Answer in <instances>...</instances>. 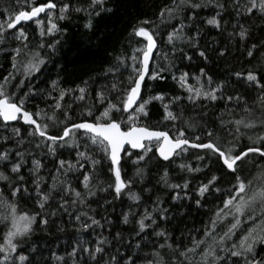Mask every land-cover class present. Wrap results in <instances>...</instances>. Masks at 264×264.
Returning a JSON list of instances; mask_svg holds the SVG:
<instances>
[{"label":"snow or ice","instance_id":"1","mask_svg":"<svg viewBox=\"0 0 264 264\" xmlns=\"http://www.w3.org/2000/svg\"><path fill=\"white\" fill-rule=\"evenodd\" d=\"M108 4L12 0L0 12V54L9 53L12 69L0 78V121L5 132L9 122L28 126L0 135V144L11 142L0 148V223L6 229L0 264H264V0H169L155 19L133 26L126 50L114 55L101 74L112 78L109 83L94 81L92 91L89 80L62 88L58 76L51 80V91L37 90L33 77L45 75L49 63L53 70L59 64L53 57L67 28L58 21L83 13V27L92 33L88 39L103 43L111 19L107 14L124 9ZM27 22L38 26L35 42L23 27ZM203 26L217 36L209 39ZM185 48L201 65L195 73L176 65L177 59L193 62ZM230 57H243L244 69L214 79L210 66ZM166 72L186 96L165 102L163 92L148 94L146 79L164 81ZM37 96L52 103L29 110L26 105ZM77 101L89 102L77 112L72 108ZM182 101L200 111L185 118ZM153 102H160L162 121L171 122V128L147 123ZM242 140L248 142L243 148ZM185 157H194L197 166L176 163ZM129 163L131 175L125 171ZM174 164L181 172L203 173V179L191 190L192 181L183 176L174 182ZM150 171L157 176L151 186L145 183ZM134 184L143 185L139 192ZM165 190L171 192V207L159 194ZM122 194L136 210L130 206L116 221L93 207L106 212L105 206ZM193 209L210 211L207 223L176 227ZM57 219L62 223L57 225ZM65 225L76 239L64 255L31 239L50 227L65 232ZM80 233L96 235L84 239Z\"/></svg>","mask_w":264,"mask_h":264},{"label":"trees","instance_id":"2","mask_svg":"<svg viewBox=\"0 0 264 264\" xmlns=\"http://www.w3.org/2000/svg\"><path fill=\"white\" fill-rule=\"evenodd\" d=\"M123 4L124 9L119 15L112 16L110 13L107 16L111 17L110 21L107 23V26L104 28V37L103 43L100 41H92L88 39L91 37L92 33L83 27V24L86 22V18L83 13H73L72 18L69 20L58 21L61 27L67 28L66 34L61 38V45L59 47L58 54L53 57V61H58V67L53 70V63H49L47 65L48 71L45 75L36 74V77H33L32 84L35 86L37 90H43L44 92L51 91L50 83L51 80L57 79L59 76L60 86L62 88H74L76 85L82 83L83 80H89L91 88L90 91L97 88V84L94 81H99L100 83L107 84L111 81V77L104 78L101 76L102 72L109 64L112 62V57L118 54L122 50H126V45L128 40L131 38L129 33L131 32L133 26L137 24L139 20L148 18L155 19L156 14L160 10V8L169 3V0H109L108 7H115L116 4ZM12 4V0H0V12H3L5 7H9ZM210 11V10H209ZM203 15H208V11H205ZM3 17L0 16V19ZM23 27L26 32L29 34L30 40L39 39L38 30L34 23L27 22L23 24ZM205 28L206 34H209V39L212 36H217V33L214 29H211L209 26H203ZM95 30V29H94ZM93 30V31H94ZM231 30V29H229ZM161 35H164L163 25L161 26ZM53 39L52 37H46L45 40ZM35 42V40H33ZM167 50V48H165ZM10 51V50H9ZM185 51L194 56L193 62H189L187 60L181 61L177 59L176 65L179 69L184 71H190L195 73L197 68L201 66L199 62L195 59L194 51L185 48ZM239 55V54H237ZM9 56L8 52L0 54V78L7 75L9 71H11V62L10 59L7 58ZM179 56V53L177 54ZM246 61L243 57L239 59L229 58L228 62H221L218 65L210 66L212 71L210 74L213 75V78L216 79L217 75H223L225 72L232 71H242L246 65ZM175 71V69H174ZM179 75V73H176ZM167 77L164 81H152L146 80L145 84L148 89V94L152 95L157 92H163L165 94V102H167L168 97L170 96H186L187 93L180 87V85L171 78L170 73H164ZM38 77V79H37ZM243 91L242 88L239 89ZM51 95H57L56 92L52 91ZM92 102H95V93L93 92ZM65 102L71 103L69 97H65ZM89 101H77L72 103V108L79 111V107L83 104L88 103ZM52 101L48 100L46 96H37L36 99L29 102L26 107L29 110H35L36 106L39 105L40 108H44L46 104H51ZM185 104V118L190 116H195L199 109H192L191 105ZM220 104L217 102L215 108H219ZM173 110H175V106H173ZM214 110L213 105H209L208 111ZM163 108L160 102H153L149 105V118L147 123L150 125H155L158 121H160L161 129H169L171 128V122H163ZM75 118V117H74ZM3 122L0 121V135H8L10 134L11 127H21L22 131L24 127H28L27 125H23L21 121L10 122L9 123V131L5 132L3 127ZM177 126H179V122H177ZM171 134V133H170ZM248 142L246 140H242L240 147L243 148L245 144ZM5 146H11V142L8 145L0 144V148ZM191 151V150H190ZM64 155L68 156L71 159V155L68 152H65ZM257 160L260 158L257 156ZM181 162H189L193 165V167L197 166V162L194 157L189 159L185 157L184 160H177L176 163ZM134 168L129 163L125 166V171L131 175ZM170 174L173 177L174 182H181L180 177L183 176L192 183L190 184V190L195 187V184L198 179H203V173H187L181 172L176 165L174 164L170 169ZM78 175V174H77ZM107 179V177H104ZM157 176L154 172L150 171L148 176L145 178V183H149V186L155 184ZM74 186L75 181L73 182ZM143 185H133V191H140V188ZM164 199L166 206L171 207L168 203L167 197L171 195L170 191L165 190L164 192L159 193ZM106 195V194H100ZM110 198V197H109ZM28 205V209L31 211H35V206L28 201H21V206ZM130 206L132 210H136V206L134 202L131 201L127 196L121 195L119 200H114L112 206H105L106 212L102 211L96 204H93V207L97 209L101 215H107L109 219L116 221L118 217H120L121 213L128 212L130 210ZM211 215V212L207 209H201L200 211H196L193 209L192 214L188 217V219L177 220L175 223L176 227L188 229L201 228L202 222L207 223L208 217ZM64 219H67L66 217ZM97 219H100V216H97ZM104 223V221H101ZM57 225L61 224L62 221L57 219ZM227 223V222H226ZM127 227V226H121ZM4 231H6L4 224L0 223V237L3 236ZM99 231V230H98ZM84 239H92L95 237L96 233L90 237L87 233H80ZM104 235H108L107 232H104ZM32 240H41L45 242V244L51 249L52 252H55L60 255L65 254V250H71V244L74 243L76 237L73 236L72 228L69 225H65V232H58L55 228L50 227L48 233L37 230L36 235H34ZM2 242V239H0ZM49 253L46 252L45 255ZM53 264H55V260H53Z\"/></svg>","mask_w":264,"mask_h":264},{"label":"rangeland","instance_id":"3","mask_svg":"<svg viewBox=\"0 0 264 264\" xmlns=\"http://www.w3.org/2000/svg\"><path fill=\"white\" fill-rule=\"evenodd\" d=\"M41 18H43V14H42V17H41ZM36 27H37V30L39 31V29H38V26H37V25H36ZM189 83H190V84H194V83H195V81L190 79V80H189Z\"/></svg>","mask_w":264,"mask_h":264},{"label":"water","instance_id":"4","mask_svg":"<svg viewBox=\"0 0 264 264\" xmlns=\"http://www.w3.org/2000/svg\"><path fill=\"white\" fill-rule=\"evenodd\" d=\"M155 55V54H154ZM147 80V79H146ZM146 82V81H145ZM22 122V121H21ZM10 123V122H9ZM23 123V122H22Z\"/></svg>","mask_w":264,"mask_h":264}]
</instances>
